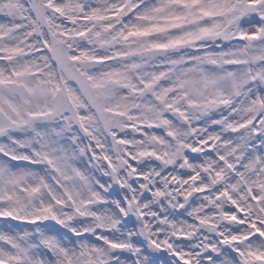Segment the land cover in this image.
Listing matches in <instances>:
<instances>
[{
	"label": "snow or ice",
	"instance_id": "snow-or-ice-1",
	"mask_svg": "<svg viewBox=\"0 0 264 264\" xmlns=\"http://www.w3.org/2000/svg\"><path fill=\"white\" fill-rule=\"evenodd\" d=\"M0 264H264V0H0Z\"/></svg>",
	"mask_w": 264,
	"mask_h": 264
}]
</instances>
